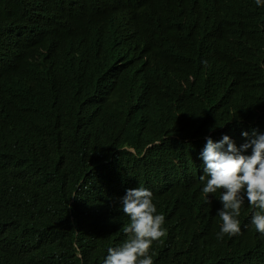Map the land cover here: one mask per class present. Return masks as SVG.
<instances>
[{"label": "trees", "instance_id": "obj_1", "mask_svg": "<svg viewBox=\"0 0 264 264\" xmlns=\"http://www.w3.org/2000/svg\"><path fill=\"white\" fill-rule=\"evenodd\" d=\"M187 1L156 0L150 15L182 29ZM0 2V264H103L105 235L130 222L118 199L138 186L165 217L153 264H264V235L251 225L259 209L245 201L240 234L218 240L222 190L205 194L199 180L203 136L221 131L239 148L242 132L250 139L264 128V68L252 47L222 67L225 103L218 84L165 81L169 43L148 41L141 25L94 29L86 20L67 32L63 20L91 10L81 0L46 25L29 8L48 0ZM206 13L239 29L233 49L264 24L250 0H206ZM253 42L261 49L264 33ZM148 84L155 96L145 97Z\"/></svg>", "mask_w": 264, "mask_h": 264}, {"label": "clouds", "instance_id": "obj_2", "mask_svg": "<svg viewBox=\"0 0 264 264\" xmlns=\"http://www.w3.org/2000/svg\"><path fill=\"white\" fill-rule=\"evenodd\" d=\"M67 1L48 0L40 11L34 6L29 10L32 16L40 15L42 23L46 25L53 14L66 7ZM81 1L85 8L91 10L81 15L76 13L63 20L60 25L64 26L67 32H79L80 24L86 20L94 29H100L106 22L109 27H123L125 30L134 25H141L140 32L148 37V41L149 38L161 39L170 44L165 43L168 46L172 72L164 75L165 81H176L180 79L179 74L186 83L196 81L218 84L219 88L215 87L218 98L222 101L223 90L225 103L228 101L227 89L231 85L229 83L226 88V79L222 80V67L231 58L235 60L241 46L249 50L252 47L259 65L264 68V45L258 49L253 42L255 35L259 37L264 33V24L258 25V30L250 32L245 43L233 49L235 42L242 37L239 29L206 13V0H188L179 7V24L182 29L164 27L152 18L150 14L156 0ZM250 1L264 16V0ZM201 6L203 10L198 12L196 9ZM4 8V15L7 16L9 10L5 5ZM147 20H150L149 25H146ZM116 33L117 30H114L113 34ZM194 72L197 75L193 76ZM114 74L118 75V72ZM172 86L173 82L167 84L169 88ZM150 96H155V93L152 85L148 84L145 97ZM144 108L151 109L147 102H144ZM241 135L247 142L239 148L221 131H211L202 137V140L206 141L200 153V159L203 161V175L199 176V180L204 184L202 191L205 194H213L222 190L219 198L222 207L217 210V215L222 221L220 232L217 234L218 240L225 234H240L241 227L237 217L245 201L253 209H259L254 211L251 225L257 231L256 234L264 235V128H261L260 134L253 130L250 139L248 132H242ZM174 139L180 141V138ZM157 144L158 142L144 148V158L148 152L152 154V148ZM244 152L247 155L243 154ZM152 199L151 191L143 186L127 189L125 195L118 199L123 214L130 218V222L123 226L122 236L105 235L108 247L104 252L106 258L103 264H153L149 250L153 241L164 237L166 231L162 228L165 217L156 214L157 209ZM77 256L80 255L77 253Z\"/></svg>", "mask_w": 264, "mask_h": 264}]
</instances>
